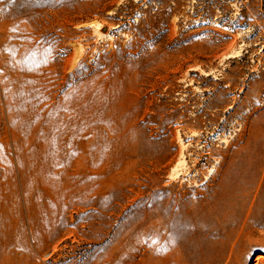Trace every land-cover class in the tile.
Here are the masks:
<instances>
[{
  "label": "rangeland",
  "instance_id": "obj_1",
  "mask_svg": "<svg viewBox=\"0 0 264 264\" xmlns=\"http://www.w3.org/2000/svg\"><path fill=\"white\" fill-rule=\"evenodd\" d=\"M0 74V264H264V0H0Z\"/></svg>",
  "mask_w": 264,
  "mask_h": 264
},
{
  "label": "bare ground",
  "instance_id": "obj_2",
  "mask_svg": "<svg viewBox=\"0 0 264 264\" xmlns=\"http://www.w3.org/2000/svg\"><path fill=\"white\" fill-rule=\"evenodd\" d=\"M37 48H39V47H37ZM42 48H43V47H42ZM44 49H45V48H43V50H44ZM23 50H26V49H22V52H23ZM35 50H36V49H35ZM37 50H38V49H37ZM39 50H40V48H39ZM31 51H32V50H31ZM40 51L42 52V50H40ZM20 52H21V51H20ZM27 52H28V51H27ZM36 52H37V51H36ZM47 52H48V51H47ZM47 52H46V53H47ZM24 53H25V52L20 53L21 56H26V57H28V55L30 54V53H29L28 55H25ZM32 53H33V52H31V54H32ZM42 53H45V51H43ZM42 53H40V54H42ZM22 54H23V55H22ZM34 54H38V52H37V53H34ZM34 54H33V55H34ZM40 54H39V55H40ZM39 55H37V56H39ZM21 56H20V57H21ZM31 56H32V55H31ZM42 56H45V55L42 54ZM42 56H40V57H42ZM32 57H33V56H32ZM34 57H35V56H34ZM40 57H38V58H40ZM45 57L49 60V58H48L47 56H45ZM28 58H30V57H28ZM26 59H27V58H26ZM30 59H31V58H30ZM35 59H36V58H35ZM40 59H43V57L40 58ZM22 60H23V59H21V62L24 61V60H23V61H22ZM44 60H45V59H43V61H44ZM48 60H46V62H47ZM25 61H26V60H25ZM25 61H24V62H25ZM37 61H39V59H37ZM43 61L40 60V62H43ZM27 62H28V59H27ZM29 62H30V61H29ZM35 62H36V61H35ZM44 62H45V61H44ZM37 63H38V62H36L35 65H37ZM48 63H49V62H48ZM19 64H20V63H19ZM23 64H24V63H23ZM29 64H30V63L27 64V65H28L27 68L29 67ZM33 64H34V62H33ZM39 64L41 65V64H43V63H39ZM46 64H47V63H45V65H46ZM21 65H22V63H21ZM25 65H26V64H25ZM31 65H32V64H31ZM31 65H30V67H31ZM35 65H34V66H35ZM22 66H23V65H22ZM22 66H21V67H22ZM34 66H32L33 69L29 68V70H28L27 72H26V71L23 72L22 69H20V68L18 69V68H17V69H18V72L16 71L15 73H16V74H17V73H18V74L22 73V75L20 74L21 76H20L19 79H18L19 81H18V82L15 81V84H13V80H14V79H13V80L11 79L10 81H12L13 86H12L11 83H9V84L7 83V84H8V85L11 84L12 88H13L14 86H16V88L18 87V89H17V90H18V93H22V94H23V92H26V89H29V88L26 87V85H28V83H29L30 85H31V84H35V85H36V81H37V86H38V85H39V83H38L39 81L36 80L34 77L37 76V77L39 78V77L41 76V75H38L39 72H40V73H43L44 71H42V70H44V69H42L43 66H42V68H41V66H40L39 68L36 66V69H38V70H39V69H42V70H41L42 72H41V71H39V72H38V71H34ZM38 66H39V65H38ZM19 67H20V66H19ZM24 68H25V67L23 66V69H24ZM27 68H25V70H27ZM30 69H31L32 71H30ZM19 70H20L21 72H19ZM9 72H10V71H9ZM28 72H29V73H28ZM35 72H38V73H36L37 75H35ZM5 73H7V72H5ZM14 75H15V74H14ZM14 75H11V76L14 77ZM43 75H44V73H43ZM43 75H42V76H43ZM6 76H7V75H6ZM42 76H41V77H42ZM1 77H3V75L1 76V74H0V78H1ZM4 77H5V76H4ZM4 77L1 78V82H2V79H4V82H5V78H4ZM12 77H10V78H12ZM16 77H17V76H16ZM8 78H9V77H8ZM10 78H9V79H10ZM14 78H15V77H14ZM38 78H37V79H38ZM6 79H7V77H6ZM34 79H35L36 81H35ZM7 80H8V79H7ZM15 80H16V79H15ZM33 80L35 81V83H32ZM34 81H33V82H34ZM30 82H31V83H30ZM16 83H19V84L16 85ZM1 85L3 86V84H1ZM5 86H6L5 89H7V85H6V84H5ZM33 86H34V85H33ZM64 86H65V85H64ZM64 86H63V87H64ZM8 87H9V86H8ZM38 87H41V86H38ZM2 88H4V86H3ZM2 88H1V89H2ZM12 88H11V90H12ZM16 88H14L15 90H12L11 92L16 94V92H17V91H16ZM36 88H37V87H36ZM36 88H35V89H36ZM3 90H4V89H3ZM39 90H40V88H39L38 91H37V95H38ZM71 90H72V89H71ZM74 90H75V89H74ZM13 91H16V92H13ZM28 91H29V90H28ZM31 91H32V93H33V91H35V90H31ZM31 91H30L29 93L32 95ZM40 91H41V90H40ZM67 91H68V89L66 90V92H67ZM77 91L79 92L78 89H77ZM4 92L7 93V92H10V90L8 91V89H7V91H4ZM66 92H64V94H65ZM72 92L75 94L76 91H75V92L72 91ZM72 92H71V93H72ZM78 92H76V94H77ZM6 93H5V94H6ZM29 93H28V96H30ZM35 93H36V92H35ZM68 93L70 94V92H68ZM68 93H67V94H68ZM0 94H1V93H0ZM15 94H12V95L15 96ZM40 94H41V93L39 92V96H40ZM76 94H75V95H76ZM78 94H79V93H78ZM8 95H9V97L11 96L10 93H9ZM8 95H7V96H8ZM16 95L18 96V94H16ZM25 95H26V94H25ZM34 95H35V94H34ZM65 95H66V94H65ZM65 95H64V96H65ZM17 96H15L14 98L17 99V100H18V99L20 100V99H21V95H19V96H20L19 98H18ZM66 96H67V95H66ZM69 96H70V97H74L72 94L69 95ZM76 96H77V95H76ZM76 96H75V97H76ZM78 96H81V95H78ZM9 97H8L7 102H6V100L4 99V101H5L6 103H9V104H7V105H10V104H11V103H10L11 101H9ZM16 97H17V98H16ZM22 97H23V95H22ZM25 97H26V96H25ZM25 97H23V99H24ZM32 97H34V96L32 95ZM32 97H31V98H32ZM37 97H38V96H37ZM37 97H34V98H37ZM70 97H69L68 99H70ZM81 97H82V96H81ZM0 98H1V96H0ZM4 98H6V97L4 96ZM11 98H13V96H11ZM31 98H27V97H26L25 99H26V101H27V99H28V101H29V99H31ZM38 98H39V97H38ZM40 98H41V97H40ZM40 98H39V99H40ZM42 98H43V97H42ZM76 98H77V97H76ZM78 98H79V97H78ZM25 99H24V100H25ZM72 99H74V98H71L70 101H71L72 103H74V106H75V102H73ZM11 100H12V99H11ZM13 100H14V99H13ZM19 100H18V101H19ZM21 100H22V99H21ZM21 100L19 101V103L21 102ZM40 100H41V99H40ZM40 100H39V101H40ZM43 100H44V99H43ZM15 101H16V100H14V102H15ZM18 101L15 102V104L17 103L16 105H11V106H13V107L17 106V105H18ZM22 101H23V100H22ZM32 101H34V100H32ZM41 101H42V100H41ZM41 101H40V102H41ZM68 101H69V100H67V102H68ZM70 101H69V102H70ZM36 102H37V101H36ZM40 102H39V104H41ZM67 102H66V103H67ZM69 102H68V104H69ZM77 102H78V101H77ZM77 102H76V103H77ZM6 103H5V104H6ZM21 103H22V102H21ZM21 103H20V105H22ZM26 103H28V102H26ZM34 103H35V101H34ZM34 103H33V104H34ZM37 103H38V102H37ZM42 103H43V101H42ZM12 104H13V103H12ZM23 104H24V103H23ZM30 104H32V103H30ZM35 104H36V103H35ZM64 104H65V103H64ZM68 104H66V105H68ZM20 105H19V106H20ZM24 105H25V104H24ZM36 105H37V104H36ZM43 105H44V104H43ZM11 106H10V107H11ZM26 106L29 107V106H31V105H29V103H28ZM32 106H34V105H32ZM32 106L29 107V109H30V108H33ZM37 106H40V105H37ZM69 106L71 107V106H73V104H72V105H69ZM69 106H67V107H69ZM76 106H77V105H76ZM76 106H75V107H76ZM80 106H81V105H80ZM7 107H8V106H7ZM24 107H25V106H24ZM28 107H25V109H24V108H23V105H22V108H23L22 110H25V111H26V110L28 109ZM34 107H35V106H34ZM8 108H9V107H8ZM17 108H18V107H17ZM17 108L15 107V109H17ZM19 108H20V107H19ZM19 108H18V109H19ZM42 108H43V107H42ZM42 108H40V109H42ZM73 108H74V107H73ZM79 108H82V109H83L82 106H81V107H78V109H79ZM11 109H12V108H11ZM15 109H14V110H15ZM29 109H28L27 111H30ZM33 109H34V108H33ZM38 109H39V107H38ZM38 109L36 108L35 110L38 111ZM40 109H39V110H40ZM75 109H76V108H74V110H75ZM78 109H77V111H78ZM35 110H33V111L36 112ZM19 111H20V110H19ZM79 111H80V110H79ZM80 112H81V111H80ZM80 112H79V113H80ZM48 144H49V143H48ZM50 145H51V144H50ZM52 145H53V144H52ZM53 146H54V145H53ZM241 243H242V242H241ZM239 244H240V242H239ZM235 252H236V251H235ZM1 254H3V253H1ZM0 256H1V255H0ZM1 258H2V257H1ZM3 258H4V257H3ZM3 258H2V259H3ZM4 260H5V259H4ZM4 260H3V261H4Z\"/></svg>",
  "mask_w": 264,
  "mask_h": 264
}]
</instances>
